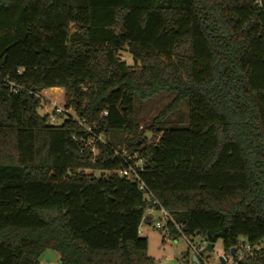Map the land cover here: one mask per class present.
Listing matches in <instances>:
<instances>
[{
  "label": "trees",
  "instance_id": "1",
  "mask_svg": "<svg viewBox=\"0 0 264 264\" xmlns=\"http://www.w3.org/2000/svg\"><path fill=\"white\" fill-rule=\"evenodd\" d=\"M9 13L0 264H39L46 250L59 264H154L138 232L149 202L117 174L123 152L144 160L141 179L186 237L226 253L244 241L239 264H264V0H0ZM55 87L104 143L38 113ZM163 93L172 99L139 129L137 103Z\"/></svg>",
  "mask_w": 264,
  "mask_h": 264
},
{
  "label": "rangeland",
  "instance_id": "2",
  "mask_svg": "<svg viewBox=\"0 0 264 264\" xmlns=\"http://www.w3.org/2000/svg\"><path fill=\"white\" fill-rule=\"evenodd\" d=\"M13 21H15L14 13L5 15L0 14V25L2 24V26H4L3 23H11ZM118 56L119 59L125 61L126 64L132 65V57L126 49L119 51ZM172 97V95L163 93L148 101L138 102L136 107L140 120L139 129L157 116V114H159V112L170 102ZM54 104L59 106L64 105L63 89L60 87L46 89L45 93L42 95L41 107L39 108L38 113L40 115L50 114ZM184 111L186 112V102H183L179 112L174 114L170 120L176 122V119L182 117ZM56 123L59 125L61 123V119L58 118ZM184 124L186 123L178 125ZM166 125L169 126L173 124L168 122ZM148 136L150 137L151 135L148 134ZM94 174L96 176L98 175V173ZM158 216V212H153L150 223H144L140 226L139 234L147 239V255L157 264H196L192 261L193 251L185 238L179 236L176 239H163L161 231L154 227V223ZM188 239L191 244L197 247L199 253L201 254L203 260L202 264H216L219 256L225 257L226 255V251H224L221 240H218L214 244L212 250L208 251L204 250L207 243L200 236L195 235L189 237ZM57 258L58 256L54 251L46 250L40 257L39 264L56 263Z\"/></svg>",
  "mask_w": 264,
  "mask_h": 264
},
{
  "label": "built area",
  "instance_id": "3",
  "mask_svg": "<svg viewBox=\"0 0 264 264\" xmlns=\"http://www.w3.org/2000/svg\"><path fill=\"white\" fill-rule=\"evenodd\" d=\"M9 85V90L11 94H16L19 90H22V87L14 84L13 82H7ZM42 99V92L39 94ZM107 113L104 112L103 116H105ZM49 122L52 125H57L56 121L63 118H72L76 120L78 126L81 127V129L89 135L90 140H88V144L92 143L94 140L99 141L101 143H104V135L102 133L97 134L95 132L96 124H88L84 118L76 119L73 115L71 109H67L63 106H59L57 104L53 105L52 111L49 114ZM93 154L95 153L94 147L91 148ZM115 155H118L121 157V160L123 161L122 167L118 170L117 174L120 177L126 178L127 180H130L131 182L135 183L137 188L144 194V197L149 202V206L145 211V214L143 216L142 222L139 225L138 232L140 233V226L144 224V219L147 216H152L153 212H158V218L156 219L154 223V227L161 231L163 235V239H170L171 237V230L176 231L180 236L185 238L186 241H188L189 246L191 247L193 251V256L197 258L199 261V264L203 263L202 256L199 253L196 246L191 244L188 237H186L182 231L183 224L177 223L172 216L169 214L167 210H165L158 200L153 196V194L149 191L143 180L141 179V172L144 169L145 163L144 160L141 157H138L136 154H128L123 152L122 154L115 153ZM258 248V247H257ZM253 248L250 247L249 244H247L244 241H240L235 247L234 252L231 254V252H227L224 259L225 264H239V261L242 260L245 256V253L251 252ZM46 264H59L56 263H46ZM157 264V263H154ZM207 264V263H205ZM216 264H220V261Z\"/></svg>",
  "mask_w": 264,
  "mask_h": 264
},
{
  "label": "water",
  "instance_id": "4",
  "mask_svg": "<svg viewBox=\"0 0 264 264\" xmlns=\"http://www.w3.org/2000/svg\"><path fill=\"white\" fill-rule=\"evenodd\" d=\"M148 137H149V136H148ZM149 220H150V219L147 218L146 223H148ZM212 248H213V244L208 243V244L206 245V247H205L204 250H208V251H210V250H212ZM230 252H231V254H233V252H234V248H231ZM218 260L220 261V264H225V259H224L223 256H219ZM192 261H193L194 263H196V264H199V261L197 260V258H196L195 256H192Z\"/></svg>",
  "mask_w": 264,
  "mask_h": 264
},
{
  "label": "crops",
  "instance_id": "5",
  "mask_svg": "<svg viewBox=\"0 0 264 264\" xmlns=\"http://www.w3.org/2000/svg\"><path fill=\"white\" fill-rule=\"evenodd\" d=\"M45 91H46V89H44V90L42 91V93H43V92L45 93ZM44 93H43V94H44ZM144 223H146V222H144Z\"/></svg>",
  "mask_w": 264,
  "mask_h": 264
}]
</instances>
